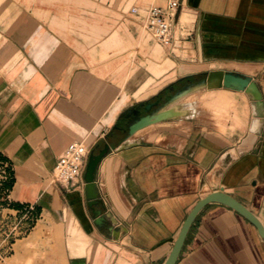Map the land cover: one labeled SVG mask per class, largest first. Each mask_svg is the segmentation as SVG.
<instances>
[{
	"label": "crops",
	"instance_id": "crops-1",
	"mask_svg": "<svg viewBox=\"0 0 264 264\" xmlns=\"http://www.w3.org/2000/svg\"><path fill=\"white\" fill-rule=\"evenodd\" d=\"M156 5L165 6L0 0V160L13 180L6 205L36 209L23 238L10 244L1 235L0 264H164L189 214L216 191L235 194L264 224V120L244 91L194 94L185 101L192 119L147 127L128 140L139 146L115 151L124 113L147 100L127 83L148 66L172 76L158 94L187 76L225 71L252 78L264 100V0H182L172 49L144 28ZM77 142L113 147L97 179L103 229L84 188L53 179ZM178 264H264V240L236 212L211 205Z\"/></svg>",
	"mask_w": 264,
	"mask_h": 264
},
{
	"label": "water",
	"instance_id": "water-1",
	"mask_svg": "<svg viewBox=\"0 0 264 264\" xmlns=\"http://www.w3.org/2000/svg\"><path fill=\"white\" fill-rule=\"evenodd\" d=\"M191 77L192 76H187L180 79L179 82H183L185 80H189V82L183 87V89L167 98L164 104L160 105L159 102L149 104L145 109V113L141 111L136 112L132 120L125 122L122 126H117V134L114 137L118 138L121 135H126V137L121 140L115 151L121 152L139 146L140 144L129 142L128 140L137 132L147 127L164 122H176L192 119L194 117V111L191 108V105L185 101L190 96L204 91L225 88L246 92L253 103L254 117L256 118L257 123L260 125L263 124V94L258 84L252 78L235 73H227L225 71H213L206 73L204 74V79L198 82H191ZM131 110L132 108L127 110L123 117L127 112H131ZM112 150L113 147L111 144H106L103 148L97 147L91 151L87 162L86 172L84 174V183L83 185L78 186L84 188L86 199L88 201V207L92 212L95 224L101 227V229H103L107 224V219L101 209V207L104 206V201L101 198L97 179L102 162L109 154H111ZM72 188L75 187H71V189ZM211 205H221L236 212L251 223L264 240V224L259 219L257 214L249 209V207L245 205L235 194H230L225 191H216L201 199L189 214L182 227L180 235L164 264H178L187 246V240L193 226L196 224L201 214ZM113 232V226L107 229V235H111Z\"/></svg>",
	"mask_w": 264,
	"mask_h": 264
},
{
	"label": "built area",
	"instance_id": "built-area-1",
	"mask_svg": "<svg viewBox=\"0 0 264 264\" xmlns=\"http://www.w3.org/2000/svg\"><path fill=\"white\" fill-rule=\"evenodd\" d=\"M165 6H151L145 12V25L146 32L153 38V40L166 49H172L175 44V26L178 14L182 7V0H161ZM132 14L137 15L139 10L132 9ZM91 150L83 143H74L67 151V153L58 161L57 168L54 172V182L64 188H71L83 185L84 174L86 172L87 162ZM2 179L4 184L10 180L9 170L10 167L7 163H1ZM35 207L31 206L27 209L15 210L19 215L20 222L10 232H2L5 241H9L11 236L24 237L29 232V227L26 223L34 221L33 214ZM27 226V227H26ZM21 227H25L20 233Z\"/></svg>",
	"mask_w": 264,
	"mask_h": 264
},
{
	"label": "rangeland",
	"instance_id": "rangeland-1",
	"mask_svg": "<svg viewBox=\"0 0 264 264\" xmlns=\"http://www.w3.org/2000/svg\"><path fill=\"white\" fill-rule=\"evenodd\" d=\"M162 50V49H161ZM157 55L155 54L154 57ZM159 67H150L148 66V69L150 72L148 74L143 73L142 71H139L137 75L132 76V81L137 82H129L127 83L129 91L136 96L137 100H152L155 98V95L159 93V88H161L168 78H172L171 74L164 78H158V72L157 70ZM145 71V69H143ZM152 71V72H151ZM153 73V74H151ZM147 75L150 77L148 78V84L145 83V79H147ZM134 79V80H133ZM154 80V81H153ZM143 81V82H142ZM152 84V85H150ZM148 88V89H146ZM134 100V99H133ZM1 163H5L0 160V238L1 237V229L3 228L2 232H7L8 230L11 232L15 226L20 222L19 215L16 214L15 210H10V208L6 205L7 202V196L9 195L6 184L2 183V168L3 165ZM10 211L11 213H9ZM27 227V226H26ZM25 227H21L18 233H20L22 230H24ZM23 238V237H21ZM19 236L15 237V234L11 236L9 242L10 244L14 243L16 240L21 239Z\"/></svg>",
	"mask_w": 264,
	"mask_h": 264
},
{
	"label": "flooded vegetation",
	"instance_id": "flooded-vegetation-1",
	"mask_svg": "<svg viewBox=\"0 0 264 264\" xmlns=\"http://www.w3.org/2000/svg\"><path fill=\"white\" fill-rule=\"evenodd\" d=\"M203 79L204 78L202 77V79H194V80H191V82H198V81H201ZM188 82H189V80H185L183 82H178V83L172 85L170 88H168V89L164 90L163 92H161L160 94H158L152 100H148L146 102L139 103V104L135 105L132 108L131 112H127L125 114V116L123 117V119L121 120V122L118 124V126H122V124H124L125 122L132 120L134 118V115H135L136 112L141 111V112L145 113V109H146V107L149 104H154L156 102H159L160 105L164 104L167 98H169L170 96H172L173 94H175L177 91L183 89V87L185 85H187Z\"/></svg>",
	"mask_w": 264,
	"mask_h": 264
},
{
	"label": "trees",
	"instance_id": "trees-1",
	"mask_svg": "<svg viewBox=\"0 0 264 264\" xmlns=\"http://www.w3.org/2000/svg\"><path fill=\"white\" fill-rule=\"evenodd\" d=\"M200 76H193L190 78V80H194V79H198ZM9 174H10V180L6 183V187L10 189V187L12 186V172L11 170H9Z\"/></svg>",
	"mask_w": 264,
	"mask_h": 264
}]
</instances>
